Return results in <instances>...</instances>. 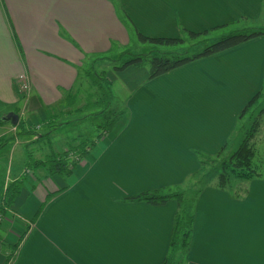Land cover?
<instances>
[{"label": "crops", "instance_id": "obj_1", "mask_svg": "<svg viewBox=\"0 0 264 264\" xmlns=\"http://www.w3.org/2000/svg\"><path fill=\"white\" fill-rule=\"evenodd\" d=\"M125 19L145 37L178 38L184 29L209 32L213 41L261 25L264 6L263 0H0L2 107L20 106L27 131L56 128L84 112L74 108L79 67L135 43ZM178 48L160 50L184 51ZM106 75L111 88L118 83L123 117L98 140L103 124L97 127L93 149L72 175L64 180L24 168L6 179L5 186L24 178L1 219L3 242H20L9 264L161 263L176 204L121 201L182 184L198 171V153L212 156L229 142L239 113L264 90V37L153 80L145 68ZM247 190L244 200L214 188L201 192L186 262L264 264V179ZM4 259L0 248V264Z\"/></svg>", "mask_w": 264, "mask_h": 264}, {"label": "trees", "instance_id": "obj_2", "mask_svg": "<svg viewBox=\"0 0 264 264\" xmlns=\"http://www.w3.org/2000/svg\"><path fill=\"white\" fill-rule=\"evenodd\" d=\"M125 20V25L129 28L134 38L143 45H149V49L141 54H132L129 50L121 51L115 60H109L115 63L111 71L121 73L130 67L145 68L149 80L158 78L190 63L233 49L254 39L264 37V29L259 28L236 30L213 41L208 38L209 32L197 34L184 29H180L178 38H149L139 34L130 20ZM187 42L191 44L188 49L182 52L172 53L160 50V48L181 47L186 45ZM104 60L99 58L93 60L92 63ZM91 69L88 72L86 71L85 76L89 77L86 79L88 82L90 81V91L94 92L93 95L96 102H86L80 110L97 109L98 113L103 115L104 123L100 127V134L96 137L98 140L102 135L113 130L115 124L123 117V113H110L109 106L113 99L111 81L106 74H101L104 72L98 74L94 71V67ZM260 93L253 97L238 115L235 134L243 133V139L236 151L230 156L227 157L224 154L229 142H225L214 156H205L198 153L200 165L198 171L189 175L182 184L142 192L121 201L123 203H145L152 206H163L168 202L176 204L177 210L172 219L168 253L166 258L159 264H194L186 262L185 257L192 234L195 205L204 189L214 188L226 191L235 200H244L247 196L248 184L262 179L255 168L254 160L256 149L259 148L256 146V141L262 124L261 118L264 117V110L260 111L255 118L251 117L253 120L239 125L242 115L253 107L250 104L261 95ZM66 101L73 104L75 103V97L68 95ZM14 128L15 133L13 136L9 139H1L0 148L9 142L13 143L17 137L32 136L34 132V130L27 131L20 121ZM94 144L95 141L85 139L67 141L63 152H51L42 160L28 159L25 169H31V171L32 169L44 170L47 176H57L66 180L72 175L73 169L89 155ZM23 179L7 184L0 202L1 219H3L6 208L11 207L14 199L20 195ZM190 184L192 185L187 187ZM1 224L2 220H0V226ZM19 243L17 242L11 246L4 243L0 238L1 253L5 258L3 264H9L13 260ZM177 257H179L178 260L176 259Z\"/></svg>", "mask_w": 264, "mask_h": 264}, {"label": "rangeland", "instance_id": "obj_3", "mask_svg": "<svg viewBox=\"0 0 264 264\" xmlns=\"http://www.w3.org/2000/svg\"><path fill=\"white\" fill-rule=\"evenodd\" d=\"M114 2V0H111ZM264 22L259 24H252L242 26L238 28V30L243 29H264ZM208 38H211L208 36ZM135 43L132 44L127 50L132 54H141L145 53L147 50L144 51V48H148L147 45H143L137 41L136 38ZM191 43L187 42L186 45L181 46L178 50H185L188 49ZM184 47V49H183ZM140 48V49H139ZM192 52V51H191ZM114 58H107L105 61H98L96 63H92L93 61H85L83 65L79 68V76L77 79L76 87L74 90L78 91V101L74 108L82 107L86 104V102H96L92 91H90V81L88 82L87 76L85 74L94 67V71L98 74H106L115 63L110 62L109 60L116 59V52L110 54ZM108 57V56H105ZM95 60V59H94ZM92 70V69H91ZM87 71V72H86ZM112 72V71H111ZM87 78V79H86ZM112 85V83H111ZM113 94L114 99H112L111 104L109 106L110 113L119 112V108L121 107V98L120 92L118 90V83L113 84ZM255 101L251 103L253 107L247 112L242 115L240 124H245L246 121H251V117L258 116V113L264 110V90L261 91ZM87 98V99H86ZM18 107H10V108H3L0 104V138L2 139H9L15 133V128L11 126L9 122L4 121L5 117L9 113H14L19 117V113L17 112ZM97 110V109H92ZM13 111V112H12ZM84 112L82 113H74L73 115L69 116L68 118H62L59 122L61 123L56 128V123L46 131H42L39 128H36L32 133V136L27 135L24 138L21 136L18 137L19 140L15 144L9 142L7 145L0 148V202L2 199V195L6 188L5 183L6 179H14L22 170L24 171L25 162L28 159L32 160H42L51 152L61 153L64 151V145L67 141L75 140L79 137V139L85 140H93L97 134V127L104 123L103 117L99 115H89L90 113L87 112V109H83ZM18 121V122H19ZM262 124L260 127V131L257 137L256 146V157L254 160L255 168L258 170L260 176L264 179V117L261 118ZM18 124V123H17ZM14 129V130H13ZM28 139V143L27 142ZM243 139V133H237L233 135V137L229 140L228 148L224 151V154L228 157L233 152L236 151L238 148L239 143ZM27 154V156H26ZM215 155V154H214ZM212 155V156H214ZM9 180V181H10ZM195 183V182H192ZM9 184V183H8ZM192 184L187 185L190 187ZM5 186V188H4ZM179 257L176 259L178 260Z\"/></svg>", "mask_w": 264, "mask_h": 264}, {"label": "water", "instance_id": "obj_4", "mask_svg": "<svg viewBox=\"0 0 264 264\" xmlns=\"http://www.w3.org/2000/svg\"><path fill=\"white\" fill-rule=\"evenodd\" d=\"M4 121L9 122L11 126L15 127L19 121V117L14 113H9L6 115Z\"/></svg>", "mask_w": 264, "mask_h": 264}, {"label": "built area", "instance_id": "obj_5", "mask_svg": "<svg viewBox=\"0 0 264 264\" xmlns=\"http://www.w3.org/2000/svg\"><path fill=\"white\" fill-rule=\"evenodd\" d=\"M0 220H1V218H0Z\"/></svg>", "mask_w": 264, "mask_h": 264}]
</instances>
